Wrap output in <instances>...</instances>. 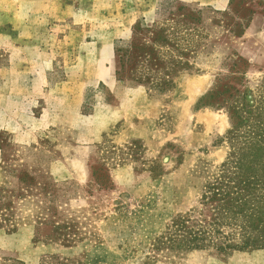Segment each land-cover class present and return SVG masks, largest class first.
<instances>
[{
	"label": "rangeland",
	"instance_id": "1",
	"mask_svg": "<svg viewBox=\"0 0 264 264\" xmlns=\"http://www.w3.org/2000/svg\"><path fill=\"white\" fill-rule=\"evenodd\" d=\"M250 175L264 0H0V264H264Z\"/></svg>",
	"mask_w": 264,
	"mask_h": 264
},
{
	"label": "trees",
	"instance_id": "2",
	"mask_svg": "<svg viewBox=\"0 0 264 264\" xmlns=\"http://www.w3.org/2000/svg\"><path fill=\"white\" fill-rule=\"evenodd\" d=\"M252 178H253V180H255V182L254 181H250L249 179H245V181H246V184H248V185H252L254 188H255V186H257V185H259V184H261V182L262 181H264L263 179H264V176H256V175H250ZM215 188H217V187H215ZM214 193V196H217V195H219V194H222L221 192H220V190L219 191H214L213 192ZM249 196V194L248 195H246V197H248ZM227 197V196H226ZM247 201H248V198L247 199H245L244 197H240V198H238V199H236V205L234 206V208H241V207H244L245 205H247L248 203H247ZM251 202V206H254L257 202H252V201H250ZM250 206V207H251ZM258 207H256V208H260L259 207V205H257ZM251 209H253L254 211H256V214H258V215H260V214H263L264 212H260L258 209H254L253 207H251ZM240 212H242V211H240ZM239 212V213H240ZM253 221V223H255V221H256V218H252L251 220H249V222H252ZM182 221H179V223H177V225H179V226H181L182 225ZM245 227V226H244ZM197 237L199 236L198 234L196 235ZM247 243L246 244H249L248 242H250L251 244H252V246L253 247H256V246H261V245H264V237H254L253 238V236L251 237V236H249L248 238H247ZM230 246H233V245H227V246H219V249H221V250H224L225 248H227V247H229L230 248ZM232 248V247H231ZM234 249V248H233Z\"/></svg>",
	"mask_w": 264,
	"mask_h": 264
}]
</instances>
